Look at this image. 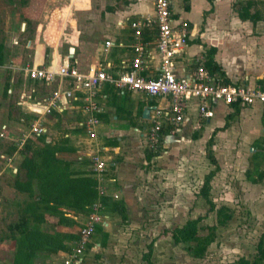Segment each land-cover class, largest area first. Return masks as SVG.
I'll return each instance as SVG.
<instances>
[{
    "label": "crops",
    "instance_id": "crops-1",
    "mask_svg": "<svg viewBox=\"0 0 264 264\" xmlns=\"http://www.w3.org/2000/svg\"><path fill=\"white\" fill-rule=\"evenodd\" d=\"M20 2L25 8L22 14L0 7V44L4 46L0 80L3 82L7 73L9 76L5 87L1 88H4L5 97L12 94L15 98V104L8 111L9 121L0 124V130L3 125L8 126L7 137L0 143V176L3 177L0 182V264H16L17 238L20 234L14 227L28 200L26 193L13 187L14 178L25 157L38 153L45 142L57 148V158L65 162L73 176L94 177L91 165L94 150L100 149L108 160L104 180L107 194L102 197L105 218L97 224L84 254L71 264H156L155 259L162 260L164 251L161 249H164L167 239L173 240L171 233L163 232L175 227L169 228L163 224L154 236L148 221L157 216L153 210L157 198L179 203L177 208L173 205L168 209L170 214L178 209L186 212V183L180 176L185 174L182 169L186 163L184 156L194 145L204 147L207 157L208 153L213 154L217 161L216 165L212 163L214 169L217 167L216 175L221 169V156L231 163L232 169L241 163L243 165L245 176L239 182H231L238 192L236 197L231 193L220 194L215 199L211 196L213 201L226 203L241 200L264 218V110L260 103H217L215 115L205 119L198 111L199 99H193L188 103L184 121L178 125L165 123L158 153L152 157H148V133L153 126L155 110L169 106L168 97L123 92L110 84L104 85L96 96L101 108L98 113L101 122L97 126L95 139L89 137L84 126L89 114L83 109V92L78 93L80 99L64 104L52 113L39 114L28 110L29 103L42 101L49 96L59 85L60 79L50 83L31 79L21 67L30 63H60L67 55L71 60L77 59L82 69L91 63H112L115 68L120 67L124 60L130 61L134 56L131 22L143 16L154 17V0H124V6L106 11V19L99 20L101 30L96 33L99 38L86 31L84 38L77 36L73 40L75 45L68 46L69 54L59 45L61 31L57 33L58 23L57 29L54 24L58 18L55 7L46 18L39 16L41 33L38 31L28 44L15 36L25 32L26 24L31 21L27 16L30 1ZM13 8L15 11L19 9ZM171 14L173 18L187 20L191 28L188 45L177 65L181 72L191 73L194 65H190L188 59L202 53L208 69L210 63L216 65V70H210L224 82L245 84L252 88L263 87L264 0H171ZM45 22L50 29L44 34V40L49 44L43 41ZM156 33L154 27L146 30L144 37L154 42ZM10 35L14 37L10 39ZM71 38H66V41ZM108 39L113 40L114 45L106 51L104 44ZM72 47L75 48L74 53H71ZM65 86H71V81H67ZM145 109L150 111L147 116L144 115ZM18 112L20 115L14 117ZM35 121H40L46 132L27 137L21 147L24 131ZM175 172L178 173L176 180ZM216 175L211 181V192L215 182H219L215 181ZM231 185L226 188L231 189ZM35 190L38 192L37 181ZM114 194H118V197ZM116 204H119L118 208ZM225 206L234 209L229 204ZM7 208L14 211L9 212ZM61 209L68 221L61 222L59 216L47 215L38 229L52 235L61 234L59 238L63 241L60 244L64 243L67 248L57 252L40 248L28 264H65L67 255L76 246L75 241L90 210L75 212L67 206ZM150 233H153L152 240L148 237ZM262 233L264 238V230ZM34 241V245L40 244V239ZM87 251L91 256L88 259L85 258ZM21 264H25L24 261Z\"/></svg>",
    "mask_w": 264,
    "mask_h": 264
},
{
    "label": "built area",
    "instance_id": "built-area-1",
    "mask_svg": "<svg viewBox=\"0 0 264 264\" xmlns=\"http://www.w3.org/2000/svg\"><path fill=\"white\" fill-rule=\"evenodd\" d=\"M154 5L156 10L154 17L143 16L131 22L134 37L131 47L134 56L130 61L124 60L118 68L112 63H91L87 68L82 69L77 59L73 61L68 55L60 63L55 62L50 65L30 63L21 67L20 69L31 79H41L48 83L60 79L59 85L49 96L42 101L29 103L28 110L39 114L52 113L64 104L80 99L78 93L83 92L85 102L83 109L89 114L84 126L89 137L95 139L97 126L101 122L98 115L101 108L96 96L104 85L110 84L123 92H143L151 97H168L169 106L158 107L155 110L153 126L148 133L150 147L156 149L162 139L165 123L178 125L184 121L188 103L193 99H199L198 111L205 119L215 115L217 103L227 105L260 103L264 110V84L261 88H252L245 84L226 83L208 69L203 62L202 53L188 59V63L194 65L191 73L181 72L177 65L191 37L189 22L172 17L171 0H154ZM154 27L157 33L152 42L144 36L146 30ZM113 45L114 41L108 39L104 48L108 51ZM67 81H71V86H65ZM45 132L46 128L40 121L33 122L29 129L24 131L20 146H23L27 137L40 136ZM7 134L8 126L5 124L0 130V143ZM91 165L93 176L97 180L99 197L91 205L79 237L75 241L76 246L67 255L65 264H71L84 254L97 224L102 223L105 218L102 213L104 208L102 197L107 194L104 180L108 160L100 149L92 151ZM114 196L118 197V194Z\"/></svg>",
    "mask_w": 264,
    "mask_h": 264
},
{
    "label": "rangeland",
    "instance_id": "rangeland-1",
    "mask_svg": "<svg viewBox=\"0 0 264 264\" xmlns=\"http://www.w3.org/2000/svg\"><path fill=\"white\" fill-rule=\"evenodd\" d=\"M27 1H30L29 8L27 9V16L31 21L26 24L25 32H21L20 36H15L23 43L28 44L32 37L38 34V31L41 33L40 27L42 25H40L39 16L43 15L44 18H46L53 7H55L58 12V18L54 21V24H56L57 29L58 23L57 33L61 31L59 45H61L62 50L66 51L67 54H69L68 46L75 45L76 42L73 40H76L77 36L79 38L83 36L82 38H84V36L87 35L86 31H90L89 33L98 39L99 35H96V33H99L101 30V26L99 25L100 18H103L102 20L106 19V11L125 5L124 0ZM20 3V0H0V7L2 6L5 10H12L15 13L18 12V14H22L25 8L22 7ZM82 3H85V5H82ZM13 7L19 9L15 11ZM49 29L50 28L47 27V22H45L42 31L44 44H49L48 41L44 40V34H47ZM12 36L13 35H10L9 38L11 39ZM70 37H72V40L66 41V38L70 39ZM3 76H5V74ZM8 77L7 73L4 81L2 82L0 80V124L9 121L7 120L8 111L10 107L15 104L13 95L9 94L8 97H5L2 90L4 88H1L3 86L5 87ZM19 115L18 112L14 117H18ZM10 116L11 115H9V117ZM196 149H198L197 153ZM195 156L197 159H195ZM221 157L222 170L220 169L216 175L217 178L215 181L218 180L219 182H215V187L212 188L211 196L213 199L217 198L220 194L227 193H231L233 197H236L235 195H237L238 192L231 184L234 181L235 183L239 182L241 178L245 176L242 170V163L239 166H235V169H232L233 166L229 161L225 160V156ZM184 158L186 163H184V167L181 168L185 174L180 177L182 180H185L184 183H186V203L184 207L186 208V212L183 213L182 209H178L177 212L170 214L168 209L172 208L173 205L177 208L179 203L165 202L157 198L153 209L154 214L157 216H155L153 220L148 221L149 228L154 231V236L157 235L159 228L163 226V224L169 228H173L184 224L188 219L206 215L209 211V204L200 194V190L205 175L211 169H214V165L207 157L206 152H204V147H200V145L191 146ZM177 175L178 173L175 172V180ZM1 180L3 181L2 176L0 182ZM227 185H231V189H227ZM226 190L229 191L226 192ZM215 202L218 207L225 204L234 207V217L229 220L227 224L218 226L216 232L217 238L209 247L208 255L205 258H194L185 250L182 244H176L169 238L167 242L165 240L164 249H161V251H164V258L160 261L155 259L156 264H231L235 260H238L239 257H252L256 253L260 236L263 234L262 232L264 230V218L259 217L257 210L249 209L246 203L241 200L238 202L229 201L226 203L215 200ZM9 210L14 211L12 208H7V211ZM201 224H217L216 211L209 212V215L205 216ZM153 233L148 234L151 240L153 238ZM89 251H87L85 258L91 257L88 255V253L91 252ZM141 264H143V262H141Z\"/></svg>",
    "mask_w": 264,
    "mask_h": 264
},
{
    "label": "trees",
    "instance_id": "trees-1",
    "mask_svg": "<svg viewBox=\"0 0 264 264\" xmlns=\"http://www.w3.org/2000/svg\"><path fill=\"white\" fill-rule=\"evenodd\" d=\"M4 46L0 44V63L4 60ZM210 69L216 70V65L210 63ZM56 147L52 143L44 144L38 153L26 156L18 168L13 181V187L19 192L26 193L28 200L22 207V216L15 230L19 231L16 249V264L30 263L31 259L40 248L49 252H57L67 248L59 235H52L38 228L46 220L47 215H57L60 221H68V217L61 209L62 206L73 208L75 212H87L93 202L98 198L97 180L91 176H73L65 162L56 156ZM158 150L150 147L148 157L157 155ZM208 157L215 165L217 161L213 154ZM217 173L211 170L204 179L200 194L209 204V212L216 211L217 224L203 225L201 221L205 216L188 219L184 224L172 230H165L163 234H172L176 244H182L185 250L194 258H205L211 244L217 238L218 226L227 224L234 217V209L228 206L217 207L211 198V181ZM35 181L38 182V192L35 190ZM116 208L119 204H116ZM38 229V230H36ZM68 236V235H67ZM34 239L40 244L34 245ZM77 240V239H76ZM52 250V251H50ZM151 264V262H150ZM231 264H264V238L260 237L256 253L252 257H239Z\"/></svg>",
    "mask_w": 264,
    "mask_h": 264
},
{
    "label": "water",
    "instance_id": "water-1",
    "mask_svg": "<svg viewBox=\"0 0 264 264\" xmlns=\"http://www.w3.org/2000/svg\"><path fill=\"white\" fill-rule=\"evenodd\" d=\"M74 51H75V48L72 47V48H71V53H74ZM149 112H150V111H149L148 109H145V111H144V115L147 116Z\"/></svg>",
    "mask_w": 264,
    "mask_h": 264
}]
</instances>
